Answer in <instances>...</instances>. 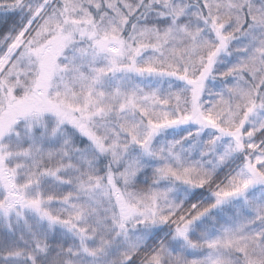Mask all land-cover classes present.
<instances>
[{
  "label": "snow or ice",
  "instance_id": "1",
  "mask_svg": "<svg viewBox=\"0 0 264 264\" xmlns=\"http://www.w3.org/2000/svg\"><path fill=\"white\" fill-rule=\"evenodd\" d=\"M0 264H264V0H0Z\"/></svg>",
  "mask_w": 264,
  "mask_h": 264
}]
</instances>
